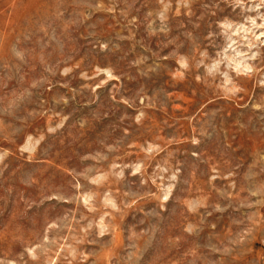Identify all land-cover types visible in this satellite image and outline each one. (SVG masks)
I'll use <instances>...</instances> for the list:
<instances>
[{
    "label": "rangeland",
    "instance_id": "rangeland-1",
    "mask_svg": "<svg viewBox=\"0 0 264 264\" xmlns=\"http://www.w3.org/2000/svg\"><path fill=\"white\" fill-rule=\"evenodd\" d=\"M0 264H264V0H0Z\"/></svg>",
    "mask_w": 264,
    "mask_h": 264
}]
</instances>
